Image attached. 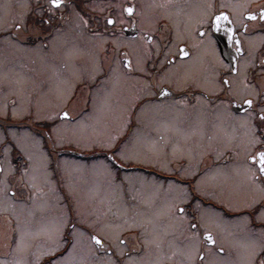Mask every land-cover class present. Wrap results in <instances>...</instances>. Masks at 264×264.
<instances>
[{
  "label": "rangeland",
  "instance_id": "374dc122",
  "mask_svg": "<svg viewBox=\"0 0 264 264\" xmlns=\"http://www.w3.org/2000/svg\"><path fill=\"white\" fill-rule=\"evenodd\" d=\"M29 6V0H0V30L11 27L15 21L27 25L29 16L26 11ZM97 37L90 32L78 34L76 29L67 27L55 37L58 43L55 42L51 50L23 45L10 39L9 35L2 37L5 46L0 47V210L11 211L18 221V238L14 247L19 251L12 261L114 264L109 255H91L92 244L82 235L87 237V234L96 231L98 235L107 237L104 243L108 245V238H117L121 230L143 219L148 225L149 243L156 249L154 256H149L152 264L168 259L173 264H193L192 257L199 251L198 238L192 239L195 241L194 250L191 240L177 243L176 238L188 226L179 218L180 215L170 211L189 195L185 186L170 181L162 190L158 176L147 175L143 170L127 169L129 165H136L162 172L168 158L173 159L176 166H181L180 175L189 176L196 166L192 164L194 162L203 166L204 173L197 183L201 182L204 186H197L201 195L193 205L198 215L196 229L212 230L217 239L225 241L235 250L234 260L232 256L228 259L219 257L215 263L213 258L218 256L213 255L208 264L238 263L242 246L239 237H246L243 231L250 230L249 219L244 214L239 219L228 221L222 207L226 206L232 212L243 207L250 210L263 195L262 189L256 187L257 183L252 184L250 179L244 181L250 163L242 160L241 153L236 149H233L231 161L206 170L201 161H192V145L184 144L186 138L172 143L166 135L170 130L182 134L175 123L180 119V111L176 109L164 119V125H160L161 120L158 123L156 114H147L145 120L132 126L125 105L130 92L126 90L125 95L120 90L126 76L116 70L103 78L101 84L99 81L93 83L94 78L100 76L98 61L103 55L98 43L103 45L106 39V36ZM97 40L98 43L95 42ZM115 41L117 44H132L119 36ZM46 53L57 57L55 60L59 63H52L51 60L43 62L42 56ZM30 62L31 69L27 67ZM33 63L37 65L36 74ZM31 79L32 84L29 83ZM87 82L93 85L83 91V83L87 85ZM127 83L134 91L133 97L127 98L128 102L137 92L135 82ZM85 94L87 101L84 103ZM63 108L72 109L74 118L64 120L55 115ZM145 125L149 126L151 137L148 138L151 142L143 141ZM161 132L165 135L155 138ZM45 134H50L48 138L52 139V145L47 144ZM61 148L81 153H104L95 158L91 155L88 159L71 153L58 154ZM167 149L168 152L165 151ZM194 149L197 152L206 150L202 142H197ZM121 152L125 158L121 157ZM30 186L33 202L25 203L22 198L26 197ZM121 186L125 189L127 201H124ZM9 188H15L12 195ZM61 188L68 194V206L74 209L76 219L84 226L74 230L71 243V247L82 250L48 254L61 245V231L66 222L71 221ZM15 192L17 195H14ZM168 192L174 194V198L162 197L161 202H156L151 197L157 194L168 196ZM204 198H210V203L204 202ZM141 204H145L147 209L142 216L141 210H135ZM130 210L133 224L121 222ZM262 213L264 208L255 212V216L264 219ZM232 229L234 232L224 235ZM260 229L263 244L264 228ZM115 243L118 244V239Z\"/></svg>",
  "mask_w": 264,
  "mask_h": 264
},
{
  "label": "flooded vegetation",
  "instance_id": "af4514ba",
  "mask_svg": "<svg viewBox=\"0 0 264 264\" xmlns=\"http://www.w3.org/2000/svg\"><path fill=\"white\" fill-rule=\"evenodd\" d=\"M29 4L26 11L29 16L28 27L23 22L15 21L11 27L0 30V47L5 46L2 37L7 35L23 45L39 46L42 49L51 50L54 44L58 43L55 37L67 27L76 29L78 34L80 32L82 34L90 32L93 35L99 33L98 37L106 36V39L103 45L98 43V40L95 41L99 46L101 45L100 53L103 55L98 61L100 76L94 78L93 83L99 81L101 84L103 78L109 77V74L116 70L126 76L125 85L121 83L120 90L125 95L128 90L130 92L126 97L125 105L128 109L126 110L127 117L133 124L130 123L132 126H137L139 122L145 120L147 114H156L158 123L161 120L163 122L160 125H164V119L170 112L175 109L179 110L180 119L175 123L180 127L182 134H178V131L173 133L170 130L166 135L172 143H177L185 137L184 144L192 145L190 148L194 158L192 161L195 159L201 161L205 170L231 161L233 149L241 153V158L246 163L249 162L250 155L264 150V122L259 120L248 122V117L245 115L246 106L241 110L239 97L230 96L227 86L222 87V81L226 77L234 81V86L242 87L241 81L245 77L249 83L256 84L261 74L260 62L264 60V20L260 19L259 15L260 9L264 7V0H63V4L52 11H49L48 0H29ZM129 6L134 7L132 14L123 12V8ZM221 12L225 13L228 19L221 18L217 21L215 17ZM249 12L255 13L256 18H250L247 15ZM107 15L115 18L114 26L106 23L104 18ZM84 20L88 21L86 26L83 23ZM16 24H19L20 28H16ZM228 29H232L231 33ZM118 36L128 39L132 44H117L115 39ZM148 36L152 39L148 40ZM180 44L186 46V50L190 53L188 57H180L178 53L173 56V52H176ZM237 48L240 49L239 52L236 51ZM125 53H127L126 59L131 61L130 68L122 63V56ZM42 57L43 62L47 63V60H51L52 63H59L55 60L57 57H52L48 53ZM27 67L31 69V62L27 63ZM32 67L36 74L37 65L33 63ZM232 68L238 71L233 73ZM31 81L32 79L30 84H32ZM127 81L135 82L137 92V95L128 102L127 98L133 97L134 91L131 84L127 85ZM114 82H116V77ZM93 83L87 82V85L83 83V91L88 90ZM87 98L91 100L89 95ZM233 99L236 103H232ZM83 101L84 103L87 101L86 94ZM148 127L144 126V142H151L148 138L151 137ZM163 135L165 134L162 132L158 133L155 138H161ZM197 142H202L206 150L197 152L194 149ZM59 151L88 159L91 155L96 157L98 153H104L100 151L81 153L63 148ZM165 151L168 152V149ZM166 159L167 163L162 172L135 165H131L130 169L143 170L147 175L158 176L162 190L168 186L166 183L170 181L185 186L189 195L170 210L172 214L180 215L179 218L188 226L184 232H180L181 235H178L175 241L180 244L182 241L191 240L193 248L195 241L192 239L198 238L197 249L199 251L195 255L193 253V264H208L213 255L218 256L213 258L215 263L220 259L219 257L228 259L232 256L234 260L235 250H232L225 241L217 239L212 230L207 228L197 230V227L195 229L192 227V225L197 226L198 215L193 205L198 197L197 186H204L201 182L197 183L204 173L203 166L196 162L192 163L196 165L194 170L189 176H185L180 175L181 166H176L173 159ZM250 167L246 168L245 182L251 175ZM256 183L261 185L263 195L252 204L250 210L243 207L241 210L232 212L227 210L226 206L222 207V212L228 221L234 218L239 219L244 214L249 219L250 230L247 228L246 232L243 231L246 237H239L242 240L241 250L239 249L240 261L235 264H260V261L264 260V243H261L262 231L260 229L264 228V219L255 216V212L264 208V181L258 179L255 183L252 182V184ZM14 189L9 188L10 195L14 193ZM124 190L122 187L124 201H127ZM62 192L71 221H67L61 231L59 237L61 245L48 254H65L70 249L82 250L71 247V243L74 240V230L78 227L83 229L84 226L76 219L74 209L68 206L66 190ZM26 194V197L22 198L23 201L32 203L31 186ZM14 195H17L16 192ZM151 197H154L156 202H161L162 197L163 199L165 197L174 198V194L168 192V196L157 194L156 197L152 195ZM204 202L210 203V198H204ZM144 205L141 204L135 209L142 211L140 216L147 212ZM180 209H183L182 213ZM125 217L121 222L133 224L131 210L125 214ZM18 231L17 218L9 210H0V264H32V262L15 263L12 261L19 251L14 247L17 243ZM205 232L212 234L214 244L203 239ZM231 232H234V229L224 232V235ZM93 235L101 237L102 243L96 244L91 239ZM82 238L91 242L93 251L91 255L95 257L109 255L114 264H152L149 256H154L156 253V249L149 243L148 225L143 222V219L141 222L136 220L134 226L121 230L117 238H108V245L104 243L107 237L98 235L96 231L87 234V237L82 235ZM117 239L123 240L124 243L113 244ZM162 243L164 244V237H162ZM221 248L223 252L219 251ZM31 252L32 248H30ZM200 253L204 254L203 258ZM160 264L173 263L168 259Z\"/></svg>",
  "mask_w": 264,
  "mask_h": 264
},
{
  "label": "snow or ice",
  "instance_id": "6c2138e0",
  "mask_svg": "<svg viewBox=\"0 0 264 264\" xmlns=\"http://www.w3.org/2000/svg\"><path fill=\"white\" fill-rule=\"evenodd\" d=\"M49 2V11L54 10L55 8L60 7L63 4V0H48ZM123 12L132 14L134 12V7L129 6L123 8ZM247 15L250 18L255 19L256 15L255 13L249 12ZM221 18L223 19H228L227 15L223 12H221L219 15L215 17L217 21H219ZM259 18L264 20V7L260 9V15ZM105 21L108 25L114 26L116 24L115 18H113L111 15L105 16ZM84 25L86 26L88 24L87 20L83 21ZM16 28H20L19 24L15 25ZM229 33H231L232 29H228ZM97 36H99V33H96ZM148 40H151L152 37L148 36ZM231 39V37H229ZM237 52L240 51L239 48L236 50ZM178 55L180 57H188L190 55L189 51L186 50V46L183 44H180L176 52H173V56ZM127 53L123 54L122 56V63H124L127 67H131V61L126 59ZM260 69H261V74L258 76L256 84H251L248 82L247 77H245L244 80L241 81V84L243 85L240 87L239 85L234 86V81L231 79H228L227 77L222 81V87L227 86L228 92L230 96H237L239 97V107L241 110H243L246 106L247 111L245 112V115L248 117V122L259 120L261 122H264V60L260 62ZM231 71L233 73H236L238 69L232 68ZM163 94V92L161 93ZM245 95H247V98H245ZM232 103H236V100L233 99ZM58 117L64 119V120H69L73 116V111L72 109L66 108L58 113H56ZM259 142V140H257ZM122 158H125V154L123 152L120 153ZM248 161L251 164V167L249 168V172L251 175L249 176V179L255 183L258 179L261 181H264V150L256 152L254 155H250L248 157ZM256 187L259 189L261 188V185L257 184ZM180 212H183V209H180ZM264 215V213H262ZM193 229H195L197 226L192 225ZM205 238L209 243L214 244L215 241L213 240V237L211 236L210 233L205 232L204 233ZM91 239L96 243V244H101L102 240L96 236L93 235ZM119 243H124L123 240H119ZM220 252H223V249L221 248L219 250ZM201 258H203L204 254L200 253ZM260 264H264V260L260 261Z\"/></svg>",
  "mask_w": 264,
  "mask_h": 264
}]
</instances>
